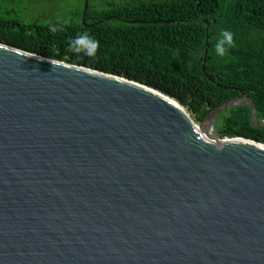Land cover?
<instances>
[{
	"label": "water",
	"instance_id": "obj_1",
	"mask_svg": "<svg viewBox=\"0 0 264 264\" xmlns=\"http://www.w3.org/2000/svg\"><path fill=\"white\" fill-rule=\"evenodd\" d=\"M205 22L202 71L239 95L199 124L145 83L0 43V264H264V144L216 129L240 104L264 120L206 72Z\"/></svg>",
	"mask_w": 264,
	"mask_h": 264
},
{
	"label": "trees",
	"instance_id": "obj_2",
	"mask_svg": "<svg viewBox=\"0 0 264 264\" xmlns=\"http://www.w3.org/2000/svg\"><path fill=\"white\" fill-rule=\"evenodd\" d=\"M15 1L0 0V43L145 83L187 106L200 122L224 100L239 95L238 90L218 87L202 71L208 20L206 72L219 84L245 90L264 120V0H111L101 11H91L88 0L87 10L79 12L80 22L39 20L47 12L35 10L38 0H28L31 4L25 8L39 11L38 19H24ZM156 20L177 22L149 23ZM225 29L234 33L236 44L221 58L215 43ZM84 31L100 41L95 57L68 50L69 39ZM249 112L245 104L222 111L217 133L264 144V129L252 126Z\"/></svg>",
	"mask_w": 264,
	"mask_h": 264
},
{
	"label": "rangeland",
	"instance_id": "obj_3",
	"mask_svg": "<svg viewBox=\"0 0 264 264\" xmlns=\"http://www.w3.org/2000/svg\"><path fill=\"white\" fill-rule=\"evenodd\" d=\"M111 0H91L89 2L90 10L91 11H101L105 7H108V4ZM14 6L19 7L23 14L24 19L34 20L41 18L39 20L46 21V17L52 18H63L73 22H80V11L83 7H85L84 0H38L34 3L35 10H39L40 12H47V15H39L38 18L35 16L39 11L35 13V11L27 12L25 10L31 3L28 0H17L14 3ZM91 20V19H90ZM179 105L187 112L190 118L194 121L195 124H199L200 121L198 120L197 115L192 112L187 106ZM213 131H210V134L213 135Z\"/></svg>",
	"mask_w": 264,
	"mask_h": 264
},
{
	"label": "clouds",
	"instance_id": "obj_4",
	"mask_svg": "<svg viewBox=\"0 0 264 264\" xmlns=\"http://www.w3.org/2000/svg\"><path fill=\"white\" fill-rule=\"evenodd\" d=\"M51 31L56 32L57 27L52 25ZM235 44L234 33L227 29L223 30L215 43L216 55L221 58L226 57L230 49L235 47ZM99 49L100 41L87 31L78 33L76 36L70 38L68 42V50L77 56L82 54L87 57H95Z\"/></svg>",
	"mask_w": 264,
	"mask_h": 264
},
{
	"label": "bare ground",
	"instance_id": "obj_5",
	"mask_svg": "<svg viewBox=\"0 0 264 264\" xmlns=\"http://www.w3.org/2000/svg\"><path fill=\"white\" fill-rule=\"evenodd\" d=\"M211 130H212L211 128H208V130H207V131H208V133H209V134H210V131H211Z\"/></svg>",
	"mask_w": 264,
	"mask_h": 264
}]
</instances>
